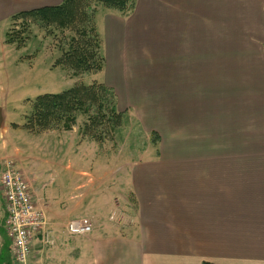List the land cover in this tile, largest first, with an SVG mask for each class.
I'll return each instance as SVG.
<instances>
[{
    "label": "crops",
    "instance_id": "0c3cea01",
    "mask_svg": "<svg viewBox=\"0 0 264 264\" xmlns=\"http://www.w3.org/2000/svg\"><path fill=\"white\" fill-rule=\"evenodd\" d=\"M61 1L0 0V20ZM102 20L117 92L140 90L135 73L160 96L158 150L131 165L130 187L48 188L51 241L35 244L34 261L264 264V0H137ZM132 105L123 109L149 118L145 103ZM2 207L0 190V253ZM82 217L93 230L69 233Z\"/></svg>",
    "mask_w": 264,
    "mask_h": 264
},
{
    "label": "rangeland",
    "instance_id": "374dc122",
    "mask_svg": "<svg viewBox=\"0 0 264 264\" xmlns=\"http://www.w3.org/2000/svg\"><path fill=\"white\" fill-rule=\"evenodd\" d=\"M111 12L112 10L103 6L97 12L96 24L100 28L101 54L104 57L103 68L97 73H75L69 66L58 62L63 54L60 33L48 34L39 25L32 24L24 33L27 35L24 45L19 48L17 42H6V33L13 29L11 18L0 20V80L4 87L0 97L4 118L0 128L3 133L0 139L1 161L9 158L15 162L32 189L42 198L46 210L48 188L130 187L127 172L131 165L141 159L146 151L158 150L159 118H162L159 113L160 96L153 95L156 91L144 93L145 77L139 74L136 76L135 73L130 75L129 80L132 87L140 88L139 91L131 92L125 87L124 93H118L113 86L115 80L109 70L102 20V17ZM163 49L152 47L149 54L161 55ZM200 80L205 81L206 78L203 76ZM93 82L105 83L116 92L117 108L124 111L125 116L115 132L106 133L100 140L90 137L83 131L86 116L81 113L70 130L61 127L30 130L25 127L37 95L45 92L58 93L75 84L89 85ZM132 102L145 103L149 118L141 119L143 114L135 109H123L132 105ZM153 115L158 118L154 119L158 123L156 131L150 128ZM70 164L77 170L71 172L68 167ZM82 170L86 173L80 172ZM2 211H5L4 207ZM10 260L14 264L12 257Z\"/></svg>",
    "mask_w": 264,
    "mask_h": 264
},
{
    "label": "trees",
    "instance_id": "16d2710c",
    "mask_svg": "<svg viewBox=\"0 0 264 264\" xmlns=\"http://www.w3.org/2000/svg\"><path fill=\"white\" fill-rule=\"evenodd\" d=\"M134 4L133 0H62L58 4L18 11L10 16L13 29L6 33V42H17V47H22L27 38L24 33L32 24H37L48 34H61L63 54L59 63L69 66L75 73H97L104 65L102 40L96 25L100 6L127 15L134 9ZM80 113L86 116L84 133L96 140L115 132L125 116L124 111L117 108L113 88L102 82L81 83L58 93L37 95L25 127L30 130L56 127L70 130ZM10 257L17 264L6 243L0 253V264H11ZM203 264L214 263L205 261Z\"/></svg>",
    "mask_w": 264,
    "mask_h": 264
},
{
    "label": "built area",
    "instance_id": "2783aa9c",
    "mask_svg": "<svg viewBox=\"0 0 264 264\" xmlns=\"http://www.w3.org/2000/svg\"><path fill=\"white\" fill-rule=\"evenodd\" d=\"M0 190L5 207V233L15 261L17 264H38L33 259V248L36 243L44 246L50 242L52 233L42 198L9 158L1 162ZM93 227V221L88 217L71 219L66 224L71 234H86Z\"/></svg>",
    "mask_w": 264,
    "mask_h": 264
},
{
    "label": "water",
    "instance_id": "95a60500",
    "mask_svg": "<svg viewBox=\"0 0 264 264\" xmlns=\"http://www.w3.org/2000/svg\"><path fill=\"white\" fill-rule=\"evenodd\" d=\"M3 120H4V118H3V108L0 106V128L2 126Z\"/></svg>",
    "mask_w": 264,
    "mask_h": 264
}]
</instances>
